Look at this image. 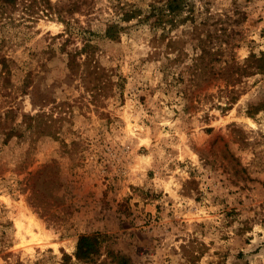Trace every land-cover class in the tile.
<instances>
[{
  "label": "rangeland",
  "instance_id": "rangeland-1",
  "mask_svg": "<svg viewBox=\"0 0 264 264\" xmlns=\"http://www.w3.org/2000/svg\"><path fill=\"white\" fill-rule=\"evenodd\" d=\"M79 2L69 29L0 16V264H264V70L247 61L264 0H196L117 39L115 5L145 1ZM96 232L102 254L79 259Z\"/></svg>",
  "mask_w": 264,
  "mask_h": 264
},
{
  "label": "trees",
  "instance_id": "trees-1",
  "mask_svg": "<svg viewBox=\"0 0 264 264\" xmlns=\"http://www.w3.org/2000/svg\"><path fill=\"white\" fill-rule=\"evenodd\" d=\"M143 1L146 2L148 6L147 9H144L137 3H131L126 5L119 2V4L115 5L117 19L110 20V22L108 23V27L104 32V35L113 39L119 38L121 31L124 28L121 24V21H131L136 18L142 23H149L151 26L154 27H162L164 31L169 30L168 28L173 27V25H176L181 20L183 11L187 9L191 11L193 5L196 2V0ZM79 3V0H73L67 3L68 7L66 10H64V8L60 5L54 4L52 0H0V16H8L9 14H11V12H13V9H19L20 5H22V10H24L25 13L28 12L30 14L29 16H33V13H39L40 11H42L47 15L55 14L60 18H64V21L67 23L69 29L70 21L65 16L67 13L72 14L73 11L76 9V6L79 5ZM94 47L95 44L93 43V41L87 39L85 41L84 46L81 48L78 47L76 49V52L77 54L86 52L87 57H92L91 54L94 51ZM67 54L70 57L68 65L71 69H74L76 66H82V63H79V61L71 60L73 59V57L76 56V53H73V51H68ZM247 61H257V68L264 70V52H262L260 55L253 54L252 57H250ZM6 62L7 61H5V63ZM98 68L99 67H94L95 71ZM106 80L108 84L112 82V79L109 76H107ZM236 98V95H233V99ZM28 117L31 119L29 121V125L35 127V122L38 121L39 114L30 113L28 114ZM14 131H16V129L10 130L7 133L8 136H12ZM102 236L103 234L100 232L81 235L77 244L76 256L79 259L85 260L87 262L95 263L99 258L100 254H102ZM109 255L112 256V261L116 262V264H131L130 258L126 255L111 250H109Z\"/></svg>",
  "mask_w": 264,
  "mask_h": 264
}]
</instances>
